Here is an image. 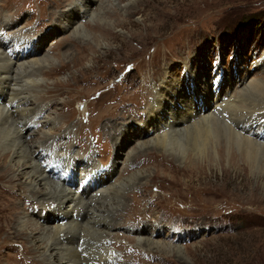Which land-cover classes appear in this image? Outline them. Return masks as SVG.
<instances>
[{
  "label": "rangeland",
  "instance_id": "obj_1",
  "mask_svg": "<svg viewBox=\"0 0 264 264\" xmlns=\"http://www.w3.org/2000/svg\"><path fill=\"white\" fill-rule=\"evenodd\" d=\"M79 1L0 0V28L10 30L19 23L26 34L42 36L54 31L39 47L38 57L49 58L35 67L34 75L41 81L27 91L31 103L24 120L39 122L47 115L56 119V128L46 132L47 126L31 129L28 125L17 139L36 150L34 161L40 169L39 147H48L59 134L68 136V131L75 136L70 140V154L76 179H80L78 164L89 148L88 139L97 145L95 160L112 163L114 140L121 127L133 119L140 136L145 121L142 114L154 91L165 79L186 83L190 79L187 63L197 61L205 74L213 76L219 67L210 73L212 62L220 55L222 69L234 75L233 93L242 81L237 82L240 67L249 69L252 78H264V64L255 65L264 52V0H93L86 8ZM69 8L77 10L81 35L74 34L70 26H57ZM3 18L10 23L5 24ZM41 36L35 37L38 42ZM126 101L132 105L125 107ZM37 110L44 114L42 118L36 119L40 113L30 115ZM114 120L122 123L115 133L105 126ZM185 123L176 126L183 128ZM15 127L13 122L12 137L5 143L15 138ZM152 135L155 132L144 137ZM138 140L132 137L120 149L112 181L119 183L135 173L138 177L119 198L116 195L117 212L111 218L114 221L109 220L111 227L102 233L103 239L99 238L103 242L97 240L100 233L94 232L83 244L93 243L97 256L101 251L99 264H264V173L260 169L250 165L235 145L229 150L220 142L208 148L209 157H199L151 144L139 150ZM12 153L0 141V264H46L47 253L36 249L30 230L36 224L53 225L44 217L58 201L46 200L16 176ZM127 154L132 158L124 160ZM74 185L71 188L76 191ZM95 192L91 189L90 193ZM76 213L74 219L81 222ZM58 215L64 220L56 225L68 226L69 219ZM17 216L28 223V231L20 228ZM159 226L162 230L157 232ZM64 227L61 240L66 238ZM141 236L162 240L172 248L165 252L155 244L148 246ZM110 251H116L115 255L107 259Z\"/></svg>",
  "mask_w": 264,
  "mask_h": 264
},
{
  "label": "bare ground",
  "instance_id": "obj_2",
  "mask_svg": "<svg viewBox=\"0 0 264 264\" xmlns=\"http://www.w3.org/2000/svg\"><path fill=\"white\" fill-rule=\"evenodd\" d=\"M91 1L93 0H81L79 5L81 4L86 8L87 3ZM76 11V9L70 8L64 11L61 17V22L64 23L59 22L56 25L60 28L70 26L74 34L81 35L83 29L81 26L76 25ZM84 12L89 13L87 10ZM90 14L94 15V13ZM2 21L5 24L10 23V20L5 18ZM53 32V30H50L46 32L47 35H40V42L35 37L32 38L27 35L32 48L29 53L23 55L15 52L8 54L6 47L0 45V141L3 145L9 147L11 151L13 150L11 161L12 166H16V176L23 180L25 184L33 186L35 191L39 190L40 194L45 195L43 198L46 200H49V198L50 200L55 199L53 204L58 201L56 207L53 210L48 209L49 211L44 217L45 220L52 221L53 225L49 227V225L36 226V224L30 230L31 242L36 249L42 251V253H47L48 263L46 264H82L83 261H85V264H99L103 261L100 250L98 256L92 252L93 243L84 246L81 251L78 250V246L83 245L85 238L93 235L94 232L95 234L100 233L97 240L103 242L101 240L103 239L101 237L102 233L108 231L111 227L109 220L112 221L111 218L117 212L119 201L116 200V195L123 193L129 182L132 179L136 180V177H138L135 173L119 183L112 181V172L115 163H118L117 158L120 149L126 142L131 141L132 137L136 136L139 139L137 147L139 150L141 147H147L151 144L153 147L158 146L164 151H177L181 155L188 151L194 155H199V157L203 155L205 157L208 148L210 146L213 148L215 144L220 145V142L229 150L231 146L235 145L250 165H254V168L260 169L264 173V141L262 140L264 139V120L262 119L264 117V78H252L249 75V69L240 67V78L237 82L242 80V83L239 82L238 91L233 93L231 87L234 84V75L230 70L219 67L215 75L210 76L208 73L205 74L203 66L198 65L197 61H192L189 62L190 64H185L188 76H190L186 83L179 79H165L164 82H161L159 88L154 91L153 100L146 107L145 121L140 126L138 133L143 137L136 135L137 127L134 126L133 119H129L124 127L121 122L114 123L115 120L113 125H110V123L105 124L108 131L112 130L113 133L122 126L119 136L112 133L115 136V153L117 156L114 155L113 159L115 161H112L110 170L104 172L97 179H93L91 188L83 190L81 194H79L80 189L72 190L71 187L74 183H70L71 169L69 170L70 174L65 175L67 176L65 185L50 181L44 168L40 169L37 164L35 165L34 158L36 154L34 155V152L36 153V150L29 144L27 146L25 141H17V139H21L22 132L25 133L28 130L26 127L29 122L27 123L24 118L29 114L28 106L31 100L29 99L30 95L27 96V91L31 85H37L41 81L37 77L38 75H34L35 67H40L49 58L48 56L38 57L40 55L39 47L42 46L43 39H46ZM14 50L22 51L23 49L15 46ZM215 81L216 86H214ZM237 82H235L236 85H238ZM193 97H197V100L194 101ZM13 99H17L16 105H11ZM184 108H186L185 111H183ZM202 108H205V111H202ZM41 110H37L36 113L32 112L30 115L39 114ZM225 112L228 113V117L224 116ZM171 118L173 119L172 123H169ZM122 119L127 120L124 117ZM55 121L54 117L47 115L43 117L42 123L47 126L45 128L46 132L55 130ZM13 122L16 123L15 138L11 139L9 143H5L12 137L10 133H13V131L10 130L12 129L10 127ZM21 123L23 124L20 125ZM182 123H185L183 128H177L176 125ZM154 132V137L153 135L152 138L146 139L144 137L148 133ZM229 150L227 151L229 152ZM125 156L124 160L132 158L128 154ZM206 156L209 157V154H206ZM87 162L90 164L89 168L95 169L98 166L91 156L86 162L80 160L81 164ZM35 168H38V170H35ZM52 168L55 169L56 165H52ZM91 171L92 169L88 170L86 175L90 174ZM94 173L96 176L99 174ZM82 176L84 177V175ZM58 187L59 189H57ZM91 189L96 192L90 193ZM63 209L65 211H62ZM74 211H77L76 217L81 216V222L77 221V218L74 219ZM58 214H63L64 218L69 219L68 226L56 225V222L59 223L63 219L59 218ZM17 218L16 221L18 220L20 228L28 231V223L21 220L20 216H17ZM63 227L67 229L64 234L66 238L61 240L59 234L63 231ZM71 229L73 231H69ZM161 230L160 226L157 227V232ZM66 232L69 233V236ZM75 237H77V242L74 240ZM80 238H83L82 243H79ZM139 239H143L148 246L150 243L155 244V247H161L165 252L172 248L171 245L162 240L143 238V236Z\"/></svg>",
  "mask_w": 264,
  "mask_h": 264
}]
</instances>
